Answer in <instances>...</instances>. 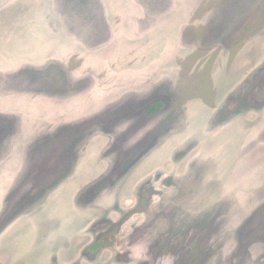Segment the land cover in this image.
I'll list each match as a JSON object with an SVG mask.
<instances>
[{
    "label": "rangeland",
    "instance_id": "rangeland-1",
    "mask_svg": "<svg viewBox=\"0 0 264 264\" xmlns=\"http://www.w3.org/2000/svg\"><path fill=\"white\" fill-rule=\"evenodd\" d=\"M0 264H264V0H0Z\"/></svg>",
    "mask_w": 264,
    "mask_h": 264
}]
</instances>
